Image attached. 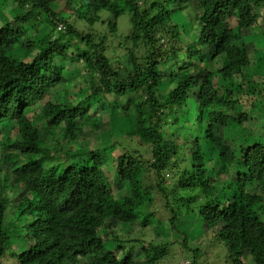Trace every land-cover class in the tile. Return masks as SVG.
Wrapping results in <instances>:
<instances>
[{
  "label": "trees",
  "instance_id": "trees-1",
  "mask_svg": "<svg viewBox=\"0 0 264 264\" xmlns=\"http://www.w3.org/2000/svg\"><path fill=\"white\" fill-rule=\"evenodd\" d=\"M76 1L0 0L13 14L0 26V160L26 192L12 199L15 185L7 173L0 176V264H169L171 245L114 237L109 248L104 225L141 219L147 227L166 216L175 230L180 215L196 212L210 243H224V264H264V139L243 145L245 158L232 179L233 153L224 144L225 131L262 122L252 116L255 105L248 112L238 107H246L249 90L264 97L258 78H245L253 52L244 40L264 22V0H84L75 7ZM125 14L131 32L121 41L139 50L126 52L129 67H116L106 55V34H84L69 23L78 15L92 27L104 24L105 15L111 35ZM28 27L40 34L27 40ZM16 48L33 57L12 58ZM68 65L79 75L68 76ZM108 96L114 103L103 108ZM190 112L202 135L178 132ZM120 116L130 122L118 137L123 149L91 142L73 149ZM118 185L125 191L116 198L111 190ZM25 216L23 230L33 243L18 254L9 242ZM180 235L190 264H206Z\"/></svg>",
  "mask_w": 264,
  "mask_h": 264
},
{
  "label": "rangeland",
  "instance_id": "rangeland-1",
  "mask_svg": "<svg viewBox=\"0 0 264 264\" xmlns=\"http://www.w3.org/2000/svg\"><path fill=\"white\" fill-rule=\"evenodd\" d=\"M84 0H77L73 6L78 7L80 6V3ZM194 4L198 6V1H195ZM2 7H0V26L1 21H7L11 17H13L12 12H10L6 4H2ZM195 14L192 16L194 17ZM260 20H264V9L260 10L259 12ZM105 20L104 24H96L94 26H89L86 22L79 19L78 15H74L70 18L69 23L73 24L76 29L80 30L84 34L88 33H94L98 35L106 34L109 38L108 42V50L106 51V55L112 59L116 67L122 68L123 66L130 65L129 59L127 57L126 52H129L132 48L130 45H123V42L121 41V37L123 38L128 36L131 32V25L129 22V15L125 14L121 17H119L115 23H116V31L112 32L110 35V29L107 21V16H103ZM194 21V20H193ZM235 20L230 19L229 25L231 27L235 26ZM43 29H45V26H43ZM28 35H26V39H34L35 36H38L39 34L33 33L30 27L27 28V30H24ZM116 32V33H115ZM244 40L246 43H249L251 51L253 54L250 56V62L251 66L247 68V71L245 72V78L250 82H253L255 78H258V82L256 81V87H259V89L264 91V22L260 27H254L250 29L244 37ZM120 43L123 45V47H120ZM133 51L136 54H139V50L136 48H132ZM9 55L12 58H18V59H31L33 57V52H27L25 49L22 48H16L14 51L10 52ZM68 76H78L79 75V69L75 65H68L66 67ZM164 84V83H163ZM161 86V89L163 90L166 88L165 85ZM251 88L254 86L250 85ZM249 88V87H248ZM250 89V88H249ZM81 92H85L86 89H81ZM75 94H79L78 92H75ZM111 96L107 97V100L103 102L101 106L103 108H109L113 103L114 100ZM243 101H247L246 107H238V110L242 111H249L250 105H255L257 108L254 109V113H252L253 117H259L262 118L261 123L257 122H251L250 125H247V127L243 128L239 132H230L225 131V145L229 146L232 153L234 161L230 167V171L228 174V177L232 179V177H235L234 175L237 173V166L238 163H241L244 161L245 158V151H244V144L249 142L251 139H255L257 137H262L264 139V97L255 98L251 94V90L247 91L246 94H244ZM194 105H190V108L192 109ZM190 109V110H191ZM237 110V111H238ZM115 113L120 115L121 112L119 109L115 108ZM226 114H234V111H225ZM186 114V113H185ZM191 112L189 114V118L186 114L187 118L181 117L180 123L183 124V129H179L178 132L183 134V131H194V133L202 135L203 127H199L195 122H193ZM185 121L192 122L190 124H185ZM39 135L42 134V124L36 125ZM130 122L127 119H124L120 116L118 119V122L111 123H105L101 127L98 128V130L93 131L91 136H96V138H93L92 140L84 141L83 143H75L73 144V149L79 148L78 145H82V148H85L86 145H89V143H94L98 147L105 146V145H112L115 144L117 147H119L118 137L123 136L124 134L128 133L130 130ZM171 137V136H170ZM47 144L51 146L53 144V139L51 137H48ZM77 145V147H75ZM211 145L208 144V148L210 150L209 157L212 159L213 164L219 165V157L218 153L211 149ZM119 147V149H121ZM118 149V150H119ZM123 149V148H122ZM213 150V151H211ZM109 163V161H108ZM110 164V163H109ZM113 166H107L106 175L109 176L113 171ZM106 168V167H104ZM8 174L9 176V182L14 186V189L10 193V197L12 199H15L17 197H24L26 195L25 191H22L20 188L16 187V179L12 174H9L6 170V167L1 163L0 160V176H3L4 174ZM211 176H215V170H212L209 172ZM167 184V180L165 182ZM251 188H253V191L259 190V186L257 184L252 185ZM112 193L116 198L122 197L125 191V187L123 185H118V187L112 188ZM159 206L160 204L157 203V200H155V203ZM12 208H9V211H11ZM26 216L24 219H22L20 224V228L16 229L14 231V234L11 236L10 239V248L15 250L18 254L21 252L29 251V247L33 243L32 239L28 236L26 231L23 230V226L25 224ZM204 222L199 213L194 214H183L178 217V220L175 225V230H173L170 226V221L166 218V216L161 217V223H154L153 225H149L147 227H143V224L141 222V219H139L135 224H122L115 220H110L106 225H104L102 232L106 240V244L109 248L114 247L111 239L114 237H117L120 241H126L129 239L133 240H143L145 242H148L150 240L152 241H158L163 244L167 243L168 245H171L172 248H170V263L169 264H190L189 256H186L182 252L183 250L180 248L182 240V235L184 234L187 237V241L185 238V241L187 242L186 248L192 251H201L204 253V258H206L207 263L206 264H224V261L226 259V247L224 243H218L217 241L214 243H210L211 240V233L208 234V232L205 230ZM176 231V232H174ZM210 232V231H209ZM186 249V250H187ZM185 250V249H184ZM134 252L139 256L138 250L135 249ZM143 257V256H140ZM202 257L201 260H204ZM248 260V259H247ZM12 260L6 259L4 264H10ZM249 264H252V261H248ZM168 264V263H167Z\"/></svg>",
  "mask_w": 264,
  "mask_h": 264
}]
</instances>
